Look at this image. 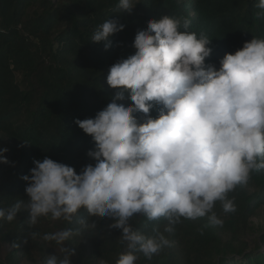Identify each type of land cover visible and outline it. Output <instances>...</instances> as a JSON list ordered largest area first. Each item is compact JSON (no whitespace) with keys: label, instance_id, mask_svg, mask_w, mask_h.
<instances>
[{"label":"clouds","instance_id":"9594fccd","mask_svg":"<svg viewBox=\"0 0 264 264\" xmlns=\"http://www.w3.org/2000/svg\"><path fill=\"white\" fill-rule=\"evenodd\" d=\"M135 5L118 0L115 11L131 13ZM256 7L264 10V0ZM190 24L186 17L168 15L148 20L134 37V54L110 66L106 82L120 91L94 118L74 120L95 143L87 152L94 165L77 174L48 157L34 159L21 177L27 199L0 208V219L8 222L26 211L29 226L41 217L79 225L42 236L59 250L42 264H72L75 250L67 242L82 229L97 228L90 217L110 220L107 228L120 230L125 251L115 264H136L138 254L151 260L171 246L164 233H172L182 218L206 217L208 225L222 226L216 203L223 213L234 212L228 194L247 184L252 172L264 171V39L253 37L226 53L217 69L205 65L210 39L188 31ZM123 28L107 19L91 41H106ZM125 91L132 102L127 106L116 102ZM154 104L162 106L157 118L149 115ZM7 151L0 148V163H8ZM137 214L167 224L148 235L130 223Z\"/></svg>","mask_w":264,"mask_h":264},{"label":"trees","instance_id":"16d2710c","mask_svg":"<svg viewBox=\"0 0 264 264\" xmlns=\"http://www.w3.org/2000/svg\"><path fill=\"white\" fill-rule=\"evenodd\" d=\"M259 0H135L131 13L115 11L118 0H0V148L8 163H0V208L26 200V182L21 179L34 167L33 160L48 157L71 166L79 174L95 160L87 155L95 143L75 123L94 118L112 102L119 89L106 77L110 66L134 54V37L147 21L162 15L186 17L188 31L204 33L211 48L205 65L217 69L226 53H234L253 37L264 39V10ZM107 19L124 25L106 41L91 37ZM105 45H108L107 49ZM118 104L130 105L128 93ZM161 105L149 115L157 118ZM138 122L143 114L133 113ZM27 143V144H25ZM235 211L225 214L220 202L214 208L222 226L208 225L207 218L181 219L172 233H164L171 246L151 260L138 254L136 264H264V232L253 248L243 239L249 220L264 209V171H254L245 185L228 194ZM81 216L87 215L84 210ZM21 211L12 222L0 219V264H42L48 255L59 254L54 242L42 236L75 223L41 217L35 226L27 224ZM96 219L94 231L67 242L75 250L72 264H115L125 251L120 230L108 229L107 219ZM133 227L154 235L167 221H148L137 214ZM32 233H38L33 237Z\"/></svg>","mask_w":264,"mask_h":264},{"label":"rangeland","instance_id":"374dc122","mask_svg":"<svg viewBox=\"0 0 264 264\" xmlns=\"http://www.w3.org/2000/svg\"><path fill=\"white\" fill-rule=\"evenodd\" d=\"M264 232V209H262L258 216L249 220L247 230L243 235V239L253 248L258 242V237L261 232Z\"/></svg>","mask_w":264,"mask_h":264}]
</instances>
